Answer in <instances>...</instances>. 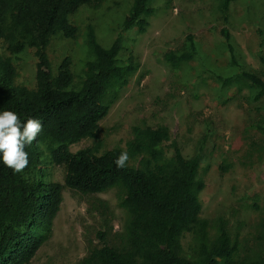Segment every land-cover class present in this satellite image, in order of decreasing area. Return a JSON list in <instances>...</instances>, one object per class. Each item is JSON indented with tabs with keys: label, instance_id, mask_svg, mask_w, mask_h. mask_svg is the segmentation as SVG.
Instances as JSON below:
<instances>
[{
	"label": "trees",
	"instance_id": "obj_1",
	"mask_svg": "<svg viewBox=\"0 0 264 264\" xmlns=\"http://www.w3.org/2000/svg\"><path fill=\"white\" fill-rule=\"evenodd\" d=\"M96 0H0V39L12 54L33 48L38 58L36 87L16 85L17 69L9 56L0 55V111L17 113L21 122L41 121L43 130L29 146V164L15 173L0 158V264H29L52 236L54 220L64 200L66 187L84 194L106 192L120 187L124 197L120 206L128 213L118 245L108 243V231H99L102 244L95 246L75 264H264V257H240V242L229 231L224 219H204L201 192L206 183L199 178L202 152L186 158L176 142L169 155L164 143L171 140L168 126L135 125L126 147L100 152L94 145L71 150L85 138H98L100 123L107 117L121 88L140 69L130 55L120 59L124 50L120 33L109 47L103 46L94 26L89 25L87 45L91 58L78 84L72 71V58L65 56L53 68L48 46L57 35L76 38L78 27L70 16L83 5ZM153 0H133L123 30L144 33L155 14ZM225 22L238 0H218ZM233 64L236 59L231 35L225 29ZM188 50L169 51L167 64L179 68L197 55L193 35H188ZM224 85L247 83L264 97V77L241 70L230 77L218 76ZM264 133V126H261ZM39 145V146H38ZM49 156L44 158L41 146ZM127 151L126 166L118 169L115 160ZM64 166V183L46 178V162ZM223 167V165L221 166ZM229 167V165H227ZM113 227H110V232ZM191 235L189 253L183 238Z\"/></svg>",
	"mask_w": 264,
	"mask_h": 264
},
{
	"label": "rangeland",
	"instance_id": "obj_2",
	"mask_svg": "<svg viewBox=\"0 0 264 264\" xmlns=\"http://www.w3.org/2000/svg\"><path fill=\"white\" fill-rule=\"evenodd\" d=\"M133 0H96L70 16L78 27L76 38L55 36L48 46L54 70L65 56L72 58L78 84L91 58L87 45L89 25L99 42L109 47L121 33L124 50L120 59L133 55L140 69L121 88L109 114L100 123L98 138H85L71 150L100 146V152L126 147L135 125L168 126L171 140L164 143L169 155L172 142L191 158L202 152L199 178L206 187L200 194L204 219H224L240 242V257H264V97L247 83L224 85L218 76L230 77L241 70L264 77V0H238L222 19L218 0H153L155 14L144 33L123 30ZM231 35L236 59L224 35ZM193 35L197 55L179 68L167 64L165 55L188 50ZM0 55L10 56L16 69V85L36 87L38 58L33 48L12 54L0 39ZM48 159L46 145L41 146ZM223 165V167H221ZM229 165V167H227ZM49 181L64 183V166L44 164ZM54 220L51 238L29 264H75L93 247L102 244L99 231H108V243L118 245L128 213L120 206V187L84 194L66 187ZM113 231L110 232V227ZM191 235L183 238L189 253Z\"/></svg>",
	"mask_w": 264,
	"mask_h": 264
},
{
	"label": "clouds",
	"instance_id": "obj_3",
	"mask_svg": "<svg viewBox=\"0 0 264 264\" xmlns=\"http://www.w3.org/2000/svg\"><path fill=\"white\" fill-rule=\"evenodd\" d=\"M42 130L43 125L38 119L28 118L21 122L17 113L0 111V158L3 164L15 173L24 171L30 162L26 146L37 140ZM128 160L127 151H122L114 162L118 169H122Z\"/></svg>",
	"mask_w": 264,
	"mask_h": 264
}]
</instances>
